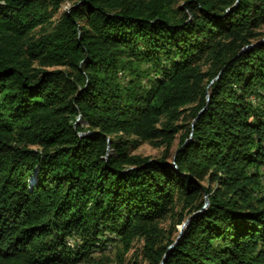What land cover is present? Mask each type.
Listing matches in <instances>:
<instances>
[{"label": "trees", "instance_id": "obj_1", "mask_svg": "<svg viewBox=\"0 0 264 264\" xmlns=\"http://www.w3.org/2000/svg\"><path fill=\"white\" fill-rule=\"evenodd\" d=\"M263 26L264 0H0V264H160L199 210L162 264H264Z\"/></svg>", "mask_w": 264, "mask_h": 264}, {"label": "rangeland", "instance_id": "obj_2", "mask_svg": "<svg viewBox=\"0 0 264 264\" xmlns=\"http://www.w3.org/2000/svg\"><path fill=\"white\" fill-rule=\"evenodd\" d=\"M69 4L70 2L68 1L64 3V5L62 6V10L67 8ZM55 17H57V15ZM262 29L264 30V26L262 27ZM177 143H178V137L173 142L170 152L171 151L173 152L176 149ZM133 153L140 154L142 156H149L152 158H157V157H160L161 154L163 153V147H156L150 143L143 142L140 145H138L136 149L133 150ZM171 222H172L171 219H166L161 223V225L166 228ZM142 244H143L142 240L136 239L133 241L132 247L129 249L128 253H126L125 255L124 264H145V260L143 259V256L141 253ZM117 248H118L117 244L114 246H109L106 252L108 256H110V258L115 259V253H116Z\"/></svg>", "mask_w": 264, "mask_h": 264}, {"label": "water", "instance_id": "obj_3", "mask_svg": "<svg viewBox=\"0 0 264 264\" xmlns=\"http://www.w3.org/2000/svg\"><path fill=\"white\" fill-rule=\"evenodd\" d=\"M238 0H236V2H237ZM235 5V4H234ZM250 46H252V45H250ZM248 46H246L245 48H247ZM244 48V49H245ZM207 98H208V95H207ZM77 120H79V118L77 119ZM208 205V198H207V196L205 195V202H204V205H203V207L202 208H205L206 206ZM200 211V210H199ZM198 211V212H199ZM198 212H195V213H193V214H191L183 223H182V225L180 226V229H179V232H178V235H177V237H176V239L173 241V243H171L169 246H168V248H167V251L165 252V254H164V256H163V259H162V261H161V263L160 264H162V262H163V260L165 259V257L167 256V254H168V252H169V250L177 243V241H178V239L180 238V236L182 235V233H183V231H184V229H185V227H186V225H187V223H188V221H190V219L194 216V215H196Z\"/></svg>", "mask_w": 264, "mask_h": 264}]
</instances>
